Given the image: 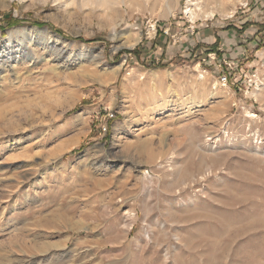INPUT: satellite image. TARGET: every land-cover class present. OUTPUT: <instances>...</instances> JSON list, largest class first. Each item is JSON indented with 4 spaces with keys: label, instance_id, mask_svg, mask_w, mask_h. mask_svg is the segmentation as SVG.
<instances>
[{
    "label": "rangeland",
    "instance_id": "rangeland-1",
    "mask_svg": "<svg viewBox=\"0 0 264 264\" xmlns=\"http://www.w3.org/2000/svg\"><path fill=\"white\" fill-rule=\"evenodd\" d=\"M188 1L0 0V264H264V8Z\"/></svg>",
    "mask_w": 264,
    "mask_h": 264
},
{
    "label": "trees",
    "instance_id": "trees-1",
    "mask_svg": "<svg viewBox=\"0 0 264 264\" xmlns=\"http://www.w3.org/2000/svg\"><path fill=\"white\" fill-rule=\"evenodd\" d=\"M23 21H21V20H19V19H16V18H8V20L6 21V23H5V25H1L0 26V28H10V27H12V26H15V25H19V24H21ZM34 25H36V26H39V27H43V26H45V25H48L50 28H52L53 30H55V31H57L58 33H60L61 35H64V36H66V34L61 30V29H58V28H56V27H53V25H51V24H47V23H44V22H41V21H33L32 22ZM252 24H254V23H250V22H246L245 24H244V26L243 27H241L242 28V30H247V29H249L251 26H252ZM256 26H257V30H256V32H255V35H256V37L258 38V36L259 35H261V36H264V22L263 23H256L255 24ZM233 32H237V30H233ZM163 36H166V35H164V33L162 32V30L161 29H159V31H158V37H157V39L158 38H160V37H163ZM70 39L71 38H73V37H69ZM73 39H76V40H83V41H85V42H97V41H99V40H101V39H99L98 37L97 38H92V39H85V38H82V37H77V38H73ZM156 39V40H157ZM156 40L154 41V43H153V46L154 47H156V44H157V42H156ZM158 41V40H157ZM145 49H146V47L145 46H142V45H138L135 49H132V50H130V49H126V50H124L123 51V53H130L131 55H133V56H135L136 58H137V61H139L141 64H147L149 61H147L148 60V58L146 57V56H144L142 53L143 52H145ZM208 50H214V52H217V54L219 55L220 54V52H219V50H218V40L213 44V46L212 47H210V48H208ZM204 53H206V55L208 54L207 53V51L206 52H204ZM150 59V58H149ZM171 62L170 61H168V62H158V63H156L155 61H150V63H149V65L150 66H164V67H166L167 65H169Z\"/></svg>",
    "mask_w": 264,
    "mask_h": 264
},
{
    "label": "built area",
    "instance_id": "built-area-1",
    "mask_svg": "<svg viewBox=\"0 0 264 264\" xmlns=\"http://www.w3.org/2000/svg\"><path fill=\"white\" fill-rule=\"evenodd\" d=\"M258 5L261 8H264V0H259ZM257 14H261V10H258ZM258 22H260V21L256 20V23H258ZM261 22H264V20ZM157 32H158V28L156 27V24H154L150 27L147 35H148V37L154 38L157 36ZM163 32L166 35H169V29H164ZM208 55H209V53H208ZM210 59L215 60L216 59V53L212 57L210 56ZM206 60H207V58L205 57L203 59V61H206ZM224 64H225V72L220 74L219 77L215 78V84L213 86L214 88H217L218 86L219 87H226L227 84L232 83L233 80L235 83H238L240 78H241V77H235L236 74L233 73V72H235V68H236V63L233 60L224 59ZM220 66H221V64H220ZM232 73L234 74V77H231ZM208 140H211V138H208ZM146 174H148L150 176V171L146 170Z\"/></svg>",
    "mask_w": 264,
    "mask_h": 264
},
{
    "label": "bare ground",
    "instance_id": "bare-ground-1",
    "mask_svg": "<svg viewBox=\"0 0 264 264\" xmlns=\"http://www.w3.org/2000/svg\"><path fill=\"white\" fill-rule=\"evenodd\" d=\"M206 1L207 3L212 4H216L218 5L221 9H223V5L225 4L226 0H203ZM202 1V2H203ZM223 7V8H222ZM202 6H201V1L200 0H189L188 1V5H187V13L190 15V17L192 19H196V17H198L199 15H201L199 11L202 10ZM203 15L202 16H207V17H213L215 16V11L214 10H210V11H203ZM202 13V12H201ZM140 34L139 33H135L134 37H133V42L131 43L132 46L135 45L139 40H140ZM157 77V76H156ZM201 77V76H200ZM203 77V76H202ZM204 79V77H203ZM264 87V86H263ZM262 89V88H259ZM214 95V94H213ZM257 95V94H256ZM258 96V95H257Z\"/></svg>",
    "mask_w": 264,
    "mask_h": 264
},
{
    "label": "crops",
    "instance_id": "crops-1",
    "mask_svg": "<svg viewBox=\"0 0 264 264\" xmlns=\"http://www.w3.org/2000/svg\"><path fill=\"white\" fill-rule=\"evenodd\" d=\"M255 26V28H256V30H257V26L256 25H254ZM253 27V26H252ZM233 33H235V32H233ZM230 34V31L229 30H227V35H229ZM257 38V37H256ZM231 42H229V44H230ZM230 45H228V47H229ZM231 48H234V47H231ZM231 48L229 47V48H227L226 50H227V52L229 53V56H230V58H232V54L230 53V50H231ZM232 52H234V51H232Z\"/></svg>",
    "mask_w": 264,
    "mask_h": 264
}]
</instances>
